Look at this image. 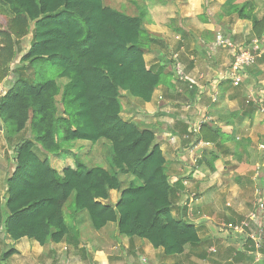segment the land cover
<instances>
[{
	"label": "trees",
	"instance_id": "obj_1",
	"mask_svg": "<svg viewBox=\"0 0 264 264\" xmlns=\"http://www.w3.org/2000/svg\"><path fill=\"white\" fill-rule=\"evenodd\" d=\"M252 10L245 2L238 18L252 21L253 37L264 45V13L257 19ZM142 24V17L103 0H0V85L12 80L6 92L0 90V122L12 124L16 134L29 130L15 141L0 204V232L10 242H63L64 208L73 196L72 214L86 212L95 231L114 223L120 236L144 240L167 257L200 244L196 226L172 215L177 188L165 173L154 131L119 116L122 92L147 103L161 82L143 59ZM47 65L67 80L62 88L46 79ZM29 69L31 78L24 73ZM197 136L217 145L228 139L204 125ZM63 142L105 146L107 157L91 168L74 160L58 174L47 155L62 151ZM110 191L121 193L114 206L107 203ZM15 251L11 245L1 252L0 263Z\"/></svg>",
	"mask_w": 264,
	"mask_h": 264
},
{
	"label": "crops",
	"instance_id": "obj_2",
	"mask_svg": "<svg viewBox=\"0 0 264 264\" xmlns=\"http://www.w3.org/2000/svg\"><path fill=\"white\" fill-rule=\"evenodd\" d=\"M247 1L253 4L251 15L260 19L264 0H103L107 7L142 17L143 59L161 82L147 103L122 92L119 116L154 131L165 156V173L177 188L172 215L198 229L200 244L185 248L182 256L192 251L194 259L205 256L210 264L264 262V242L259 236L264 231V210L256 204V212H252L246 197L247 191L258 190L256 175L264 172V45L253 44L252 21L238 18L237 10ZM248 13L246 10L244 15ZM219 35L224 44L218 42ZM243 47L252 49L256 60L241 72V83L233 86L229 68ZM176 65L181 78L174 70ZM11 83L9 78L0 85L2 94ZM203 125L228 139L200 146L203 142L198 141L197 133ZM4 128L0 122L2 135ZM15 141L0 138L1 206L5 179L14 164L13 155L7 157ZM88 143L75 150L85 146L89 161L104 159V148H89ZM193 146H198L194 154L190 153ZM68 154L48 161L58 174L74 167L73 153ZM120 196V192L110 191L107 203L114 206ZM79 214H71L74 228L67 225L68 234L58 244L41 246L27 238L10 242L0 232V255L11 245L17 252L0 264H184L181 256L167 257L144 240L120 236L114 223L95 231ZM258 240L260 251L254 246Z\"/></svg>",
	"mask_w": 264,
	"mask_h": 264
},
{
	"label": "rangeland",
	"instance_id": "obj_3",
	"mask_svg": "<svg viewBox=\"0 0 264 264\" xmlns=\"http://www.w3.org/2000/svg\"><path fill=\"white\" fill-rule=\"evenodd\" d=\"M121 11L123 13H125V11L123 9H121ZM30 40H31V36H29L25 40L21 41V43L19 45V52L20 51L23 52L24 50L27 49ZM46 71H47L46 72V79L47 80L56 81L57 85L60 88H62L63 85L67 82L66 79H59L58 78V72H57L58 69L56 67L47 65ZM32 72H33V70L29 69V70H26V72H24V73H25V76L31 78L32 75H33ZM57 100H59V98H57ZM13 131H14L13 125L12 124H8L6 126V128H4V134L3 135L0 134V138H1V136H3V138L5 140H7V139H10V140L13 139L14 140V139H17L19 136H24V135H25V137L29 136L28 126L26 127L25 131H23V133L16 134ZM84 143L85 142H63V143H61L62 151H60L56 155L55 154L47 155V158L49 160L52 159L54 156L55 157L57 156V157L65 158V157L69 156V154H68L69 152H72L73 153V155L71 156L72 158L70 157L71 159H73L72 161H74V160L81 161L82 163H84L86 165V167L99 166L100 162H96L95 163V161H92V162L89 161L90 160L89 153H88L89 150L85 146L82 149H79L77 151L75 150L76 147H78L79 145L83 146ZM88 144H89V148H91L92 144L91 143H88ZM96 145H98V144H96ZM99 146L103 147L104 150H105L104 158L107 157L106 147L102 146V145H99ZM192 150H193V152H190V153L194 154L195 150L194 149H192ZM9 152L10 153H8L9 156L7 157V160L9 158H11V156L13 155V150H11ZM39 154L41 155V157H44V155L41 152H39ZM100 154H102V152H100ZM108 158H109V155H108ZM256 176H257V179H258L257 180V184H259L256 187L258 190L255 191L253 189L252 191L250 190L249 192L248 191L246 192V197L250 198L249 200L251 202L250 204H251V211L252 212L253 211L256 212V204L258 205L259 202H264V183H262V185L260 183L262 180H264V172H262V174L259 173ZM244 196H245V194H244ZM72 201H73V196H71L70 200L68 201V203L65 205V208H64V217H65L66 224L69 226V228H74L73 225L75 223V220L71 216V214H72V206L71 205L73 204ZM261 215L263 216V221H264V211H263V213H261ZM79 216L80 217H85L87 219V221L89 222V219H88V216H87L86 212H81L79 214ZM89 224H90V222H89ZM253 227H257V226L253 225ZM263 228H264V224H263ZM257 234H258V231H257ZM259 236L261 238V241L264 242V231ZM252 247H253V244H252ZM263 247H264V245H263ZM8 248H9V246H7V249ZM190 248L191 247H188V249H190ZM253 248L255 249V247H253ZM7 249H5V250H7ZM260 249H261V247L258 248V249H255V250L260 251ZM193 253L194 252H192V251H188L186 257L181 256L179 258L180 262H183L184 264H210V262H212L210 259L205 258V256L203 258H201V259H194L193 256H192ZM263 260H264V258H263ZM252 264H264V262H261V260H259L258 262H254L252 260Z\"/></svg>",
	"mask_w": 264,
	"mask_h": 264
},
{
	"label": "built area",
	"instance_id": "obj_4",
	"mask_svg": "<svg viewBox=\"0 0 264 264\" xmlns=\"http://www.w3.org/2000/svg\"><path fill=\"white\" fill-rule=\"evenodd\" d=\"M217 40L220 44H224L225 41L222 39V36H217ZM257 43H259L257 40H255V42L253 43L254 45H257ZM262 52H264V46L261 48ZM256 60V55L254 53V51H252V49H250L249 47L245 48H239L237 54L234 57V61L233 64L231 65L230 69V77L232 79V84L233 86H238L241 83V72H243L244 70H246L248 67L252 66L255 63ZM178 77L181 78L183 77V74L180 72L179 70V66L176 65L175 69ZM258 107V106H257ZM209 144L207 143H201L200 146H208ZM193 149L196 150L198 149V146H193ZM258 208L260 211L264 210V202H259L258 203ZM237 230L240 231V228H236ZM260 241L258 240L255 243V247L256 249L260 248Z\"/></svg>",
	"mask_w": 264,
	"mask_h": 264
}]
</instances>
